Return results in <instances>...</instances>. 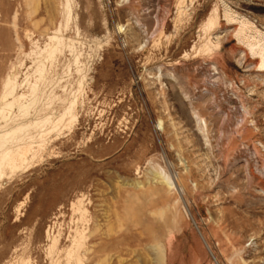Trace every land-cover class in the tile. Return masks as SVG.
I'll return each instance as SVG.
<instances>
[{"label": "rangeland", "instance_id": "obj_1", "mask_svg": "<svg viewBox=\"0 0 264 264\" xmlns=\"http://www.w3.org/2000/svg\"><path fill=\"white\" fill-rule=\"evenodd\" d=\"M29 1L0 0V108L9 78L28 94L50 42L41 104L56 117L78 101L0 182V264H77V228L85 264H264V0ZM7 111L0 127L26 121Z\"/></svg>", "mask_w": 264, "mask_h": 264}, {"label": "bare ground", "instance_id": "obj_2", "mask_svg": "<svg viewBox=\"0 0 264 264\" xmlns=\"http://www.w3.org/2000/svg\"><path fill=\"white\" fill-rule=\"evenodd\" d=\"M32 1L33 0H30L29 4H31ZM68 12L70 11L68 10ZM218 23V14L216 15L214 13L208 18L206 25L209 28H213ZM50 39L54 41L55 37H50ZM57 43L59 44V42ZM249 45L253 50V45L255 44L250 43ZM48 46L46 53L38 57L34 79L27 80V84L29 85L28 94H18L15 81H13L12 78H9L4 86L2 99L5 101V104L0 108V118L7 120V110L11 112L15 107H18L19 114L17 117H22V119H26V121L11 127H8V125L0 127L3 128L0 133V182L14 175L17 171L21 169L24 170L28 166L30 167V164H33L36 159L42 156V153L46 150L50 142L58 139V137L56 139L54 137L59 136L61 130H64L63 128H68L75 120L76 116L74 115V109L78 101L76 95L66 101L61 113L56 117H54V109L51 107L52 97L49 96V102L41 104L42 96L47 94L46 88H40L41 83L46 82L47 74L49 73L47 63L52 65L58 54L62 52V50L59 49L60 46H55L52 42H50ZM253 51L254 54L260 55L261 69L259 70L264 71V46H259L257 51ZM74 60L77 64L76 73H79L81 71L79 53L75 54ZM81 81L82 80L79 81V84H81ZM63 91L67 90L63 89ZM39 106H41L40 109ZM33 112H35V117H32ZM163 180L166 182L162 183H165L167 187H171L172 183L169 182L168 179L166 180V178L163 177ZM83 199L85 198L77 199L76 202L72 203V212L78 213L80 215L79 220L81 221L85 220L88 212ZM60 237V233L54 235L48 232V238L50 240L48 247L49 254H52L56 249ZM88 237L86 228H77L75 230L74 235H72V247L68 252L69 260L75 258L77 264H85V257L80 253V250L86 245ZM21 264H31V262L30 260H23Z\"/></svg>", "mask_w": 264, "mask_h": 264}]
</instances>
